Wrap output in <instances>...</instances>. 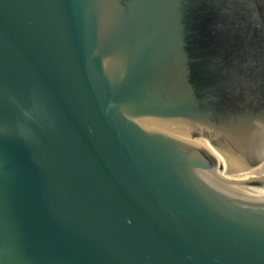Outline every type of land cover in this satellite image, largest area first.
Instances as JSON below:
<instances>
[{
	"label": "water",
	"instance_id": "95a60500",
	"mask_svg": "<svg viewBox=\"0 0 264 264\" xmlns=\"http://www.w3.org/2000/svg\"><path fill=\"white\" fill-rule=\"evenodd\" d=\"M239 172L264 0H0V264H264Z\"/></svg>",
	"mask_w": 264,
	"mask_h": 264
},
{
	"label": "bare ground",
	"instance_id": "6f19581e",
	"mask_svg": "<svg viewBox=\"0 0 264 264\" xmlns=\"http://www.w3.org/2000/svg\"><path fill=\"white\" fill-rule=\"evenodd\" d=\"M240 174H242L243 176H245L249 180L258 179V178H263L264 177V173L254 174V173H251V172H245V173H240ZM253 188H254L255 191L264 193V185H262V186H254Z\"/></svg>",
	"mask_w": 264,
	"mask_h": 264
}]
</instances>
